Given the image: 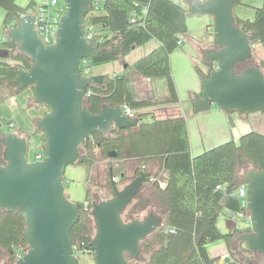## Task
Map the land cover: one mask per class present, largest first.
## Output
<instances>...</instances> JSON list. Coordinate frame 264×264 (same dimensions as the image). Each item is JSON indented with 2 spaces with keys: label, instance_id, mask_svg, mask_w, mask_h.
<instances>
[{
  "label": "water",
  "instance_id": "95a60500",
  "mask_svg": "<svg viewBox=\"0 0 264 264\" xmlns=\"http://www.w3.org/2000/svg\"><path fill=\"white\" fill-rule=\"evenodd\" d=\"M91 1L63 0L65 12L52 44H44L39 38L31 12L20 16L17 26L2 28V34L17 43V51L32 61L27 70H19L8 84L17 90L32 86L35 103L48 108L35 121L45 137L42 159L28 160L26 136L13 130L4 132L0 125L4 161L0 164V210L21 214L22 238L28 247L14 264H78L70 232L79 219L80 203L70 200L65 193L66 167L83 161L81 145L92 133L134 128L142 122V117L130 115L119 104L102 103L96 113L85 104V93L92 79L81 73L80 60L102 51L84 33ZM241 2L186 0L191 13L212 17V34L218 44L201 49L205 61L216 66L201 73L200 92L192 98L193 110L207 111L216 105L228 115L231 124L232 112L240 115L264 112V71L258 64L237 69L240 63L253 58V43L237 24L234 14V8ZM0 54L8 56V51L2 49ZM241 135L232 139L238 146ZM116 155L115 149L108 151V156ZM112 176L110 165L109 178L114 191L110 197L91 201L94 232L82 251L90 253L95 264H133L141 258L142 240L164 227L163 217L151 212L142 219L125 220L124 210L151 179L140 170L118 189ZM123 176L122 172L120 178ZM240 184L246 190L249 230L235 236L234 249L240 251L243 244L244 250L261 254L263 261L253 263L250 256L243 261L239 255L237 259L225 255L218 264H264V169H246Z\"/></svg>",
  "mask_w": 264,
  "mask_h": 264
},
{
  "label": "trees",
  "instance_id": "16d2710c",
  "mask_svg": "<svg viewBox=\"0 0 264 264\" xmlns=\"http://www.w3.org/2000/svg\"><path fill=\"white\" fill-rule=\"evenodd\" d=\"M33 6V1L21 6L16 0H0L4 11L3 26L6 29L17 26L20 16ZM186 12V8L174 0H103L101 9L91 12L90 22L108 31L102 33V51L89 58L91 65L122 59L133 47L153 38L158 41L156 47L126 64L122 73L91 75V92L86 96L85 104L92 113L98 112L102 103L125 105L131 110L159 103L158 100L134 98L128 82L135 77L164 78L168 95L162 102H178L170 54L178 47L179 36L187 31ZM236 22L252 43L258 42L264 47V0L255 8L252 20L236 18ZM0 49L7 50L9 58L0 59V87L3 84L11 86L9 81L17 77L19 70H27L32 61L18 52L17 43L10 39L0 40ZM250 61L240 63L237 69L252 65ZM262 65L264 62L259 66ZM148 115L151 120L142 121L136 128H114L106 134L94 132L81 145L82 164H93L94 148L99 147L106 153L115 149L116 158L138 159L147 176L165 171V186L147 183L152 186V191L144 198L138 194L131 212L126 215L127 220L134 219L133 213L146 209L154 200L153 208H158L155 214H166L168 221L166 228H160L142 240L141 258L133 264H218L220 257H211L207 247L219 240L226 243L230 256L237 259L238 253L234 249L236 231L224 234L216 222L224 208L234 212L246 211V208L235 190L228 194L222 187L229 184L236 189L240 172L245 167L264 169V132L248 131L240 136L239 146L231 139L192 156L186 120L179 110L170 117H156L146 111L136 113L142 118ZM2 121L10 123L13 120L2 118ZM2 149L0 144V164L4 163ZM123 149H127L129 155L124 154ZM153 163L158 169L152 174L148 166ZM140 168H137V174ZM125 179L126 176L120 178ZM108 182L111 183L110 179ZM88 194L87 189L86 198ZM79 203L80 216L70 237L77 249L82 250L93 235L94 225L90 212L92 204ZM23 229L24 220L19 212L0 210V257L4 251L5 260H12V249L28 248L22 238Z\"/></svg>",
  "mask_w": 264,
  "mask_h": 264
},
{
  "label": "rangeland",
  "instance_id": "374dc122",
  "mask_svg": "<svg viewBox=\"0 0 264 264\" xmlns=\"http://www.w3.org/2000/svg\"><path fill=\"white\" fill-rule=\"evenodd\" d=\"M28 1L25 2L24 5H26L28 3ZM36 1H37V4L35 6L43 3L45 0H36ZM245 1H247V0H243V2H245ZM16 2H17V0H16ZM35 6L33 8H30L29 12H33L35 10L34 9ZM1 10H3V9L0 7V11ZM200 16H201V18H202L201 20L203 22L209 23L208 30H206V31L204 30V34L207 37H211L212 17L209 15H200ZM2 28H3V24L2 25L0 24V33H3ZM95 29H97L99 32L104 33V34L108 33V31L106 29H101L100 26H98V25L95 26ZM212 36H213V34H212ZM149 44L150 43L145 44V45L143 44L139 47H136L134 50H132L127 56L128 60L134 61L135 59L144 55V53L149 52L150 49L145 51L148 48ZM215 44L216 43L214 42L213 45H215ZM177 49L182 50L183 49L182 45H180ZM1 50L2 49H0V52H1ZM185 55L188 58L190 57L189 52H187ZM199 57L202 60H205L204 55L201 54L200 52H199ZM0 59L6 60L9 58H7V56H1V54H0ZM201 59L197 60V64L199 66H201V68H202L203 67L202 65L204 64V62H202ZM119 60H120L122 65L125 62H128V64H130V62L125 58H122ZM116 61H111V62L102 63V64H98V65H91L90 71H89V76H91L93 74H104L106 72H110V69H112V66H117ZM252 62H253V64L257 63L254 58H252ZM208 64H213V66H210L206 70L205 73L209 72V70L211 68H214L216 66V63H214V62L208 63ZM214 64H215V66H214ZM187 65L188 64L186 61L184 63H182V62L176 63L175 59H172V62H171L172 70L176 74L179 75V79H180V77H181V80L183 78L185 79V80H182V83H185V84L188 81ZM260 67L264 71V66L262 65ZM193 70H194L196 77L199 80V92H200V75L202 72L199 70V68L197 66H194ZM165 82H166V80H165ZM14 92H15V95L18 98L17 100L21 106L18 109V111H16V113L13 114L11 109L8 107L7 102H4L3 103L4 105L0 106V114H1L0 125H1L3 131H8L9 130L8 123L5 121H2V118L5 119L6 121L9 119L14 120L15 125L11 130L16 131L21 136H26V138L28 140L27 159L28 160H34L35 154L37 152L43 153V146H44V142H45L44 134L42 133V131L39 132V130L36 128L35 121L39 117H41L46 111H48V108L42 104L35 103L31 87H29L25 90H22L21 92H17L16 87H14L13 85L7 86V85L3 84L0 87V100L2 101L8 95L14 94ZM194 95L195 94L190 95V96L194 97ZM193 97H191V98H193ZM187 98H188L187 95H183L181 93L180 98L178 99L177 103L179 105V108H180L182 115L184 117H187V120L189 122L188 124H189L190 131L192 134L193 151L196 150V146H198L201 139L205 138L206 136H208V137L209 136H211V137L215 136L214 141H216V143L211 146V147H213V146L218 145L220 143H223L225 141L231 140V138H230L231 134L233 137H236V135H238V134L241 135L245 132L252 131V130L258 131V132L264 131V112L260 111V112H256V113L248 114V115L247 114L240 115L236 112H232V113H230V116L232 119V124L229 120L228 115L226 113H224L221 109H219V107L216 105H212L210 107V109L207 111L195 112L193 110H190V114L186 116L182 110L183 109L182 105H184V102H185V104H188V107H190V105H192V99L187 100ZM163 99L164 98L158 99V102L162 101ZM174 110L173 111H171V110H158V117H168L171 114L176 115V113L178 112V109L175 111ZM133 116H136V113H134ZM144 121L149 122L150 119L145 118ZM20 128H23V130H24V128H26L28 130L25 129L26 131H23ZM134 128H136V127H134ZM224 134H226V136ZM228 136H230V137L228 138ZM211 147H209V148H211ZM209 148H207V149H209ZM202 151H204V150H202ZM122 152L126 155H129V152L127 149H123ZM94 156H95V160L93 162V165L90 168V177H89L90 180L88 181L87 187L84 184V181H85L84 180V178H85L84 172L81 171L82 174H79L78 172L72 173V171H71L72 169L76 168V166H78V167L80 166V164L78 162L76 164L67 166L66 170H65L66 172L64 174L66 179L71 178L70 182H67L66 184L64 183L65 190L67 191L68 186H70V183H72V185L74 186L73 187L74 194H75L74 196H77L78 197L77 199H79V200H76L74 202H78V201L86 202V203H84L85 206L91 204V201H90L91 198L95 201H98V200L103 199L107 196L110 197L109 196L110 193L108 191V187L110 185V183L108 182L109 181V176H108L109 169L108 168L111 164L113 165L114 173H116L118 176H120V173L118 172V168H117V166L119 165L118 163L120 161V158H116V156L115 157L108 156V153H106L105 149L99 148V147L94 148ZM123 162H124V164L129 165V168H130V170L128 171L129 179L133 178V176H132L133 170L136 167L141 166V164H140L141 162L138 159L132 158V157H127L126 159L123 160ZM148 168L150 169V171L153 174L154 172L157 171L158 165L156 163H153V164H150L148 166ZM248 168H250V167L248 166V167H245L244 169L241 170V172H240L241 176L244 173V171ZM74 171H78V170H74ZM241 176H240V178H241ZM155 177H157V179L159 178V180H162L164 178V175H163V173H160V174H156ZM127 179H128V177H127ZM121 181L122 180L113 181L114 184H116L118 189H121L124 185V184H122ZM148 184H149V182H148ZM148 184L145 183L143 185L141 192L139 193V194H141L140 195L141 198L147 197V195L152 191V186L148 185ZM239 185H241L240 180H239ZM239 185H237V187ZM87 189L89 190V194L87 195V198H86ZM135 202L136 201L134 199L124 210L123 218L125 220H127L126 215L131 212V208L133 207ZM152 203L155 204V201L152 200ZM153 204L150 205L149 207H147L146 209L136 211V213H133L132 216H135L134 218L142 219L145 216H147V214H149L151 212L155 213V211H156L155 209L157 207L153 208ZM91 209H90V212H91ZM246 215H248V214L246 213ZM93 232H94V229L92 231V234H93ZM76 249H77V247H76ZM76 254H77V258H78V264H95L93 257L90 253H87V252L83 253V251L78 248L76 251ZM6 256H7L6 253L3 251L1 253V257H0V263H2L3 261H6L5 260ZM262 261H263V258H261L260 263Z\"/></svg>",
  "mask_w": 264,
  "mask_h": 264
},
{
  "label": "crops",
  "instance_id": "0c3cea01",
  "mask_svg": "<svg viewBox=\"0 0 264 264\" xmlns=\"http://www.w3.org/2000/svg\"><path fill=\"white\" fill-rule=\"evenodd\" d=\"M28 0H17V2L22 6H25L24 3L27 2ZM30 1L34 2V6L37 4L36 0H29L28 3ZM177 3L181 4L184 8H186L187 12H186V23H187V31L183 34H181L180 40L181 43L178 45V47L180 45H182L183 49L182 50H178L177 48L170 54V69H171V75L175 84V88H176V92L178 95V99L180 98V94L182 93L183 95H187V100H191L193 96V94H198L199 93V80L196 77L195 73H194V66H197L199 68V70L202 73H205L206 70L210 67V64H208L205 60H202L199 57V52L202 54L201 49L202 48H212L214 47V38L212 36L211 33V37H207L204 34V30H208V26L209 23L203 22L201 19V16L198 14H194L191 13L188 10L187 4H186V0H174ZM27 3V4H28ZM26 4V5H27ZM262 4V0H247L245 2L239 3L238 5H236V7L234 8V14L236 16V18L242 19V20H252L254 17V13H255V8L259 7ZM33 6V7H34ZM3 16H4V11L1 10L0 11V24L2 25L3 22ZM2 39H6V36L3 35L2 33H0V40ZM149 44L148 48L145 50H151L154 47H156L158 45V41L156 39H150L149 41H147L145 44ZM144 44V45H145ZM136 47H133L132 50H134ZM131 50V51H132ZM130 51V52H131ZM144 51V52H145ZM189 52L190 57L188 58L185 54ZM184 53V54H183ZM129 54V53H128ZM128 54L124 57L125 59L128 60ZM145 54V53H144ZM189 56V55H188ZM253 58L256 60V64L260 65L261 62H264V47L256 42L253 43ZM172 59H175L176 63H184L185 61L187 62V78L188 81L187 83H182V80H185L184 78L181 80V77L179 79V75L176 74L172 68H171V62ZM201 59L202 62H204V64L202 65L203 67L201 68V66H199L197 64V60ZM136 60V59H135ZM134 60V61H135ZM130 64L133 61H130ZM117 66H112V69H110V72H106L104 74H117V73H122L121 71L124 70L125 65L128 64V62H125L123 65L121 64L120 60H117ZM211 66H213V64H211ZM178 68V67H177ZM128 88L129 90L133 93L134 98L136 100H158V99H162L165 98L168 95V90H167V84L165 82V79L163 78H157V79H150V78H145V77H135L133 79H131L128 82ZM181 89V90H180ZM16 92V91H15ZM14 94H10L8 95L6 98H4L2 101L0 100V106L4 105V102H7L8 107L11 109L12 113L15 114L16 111H18V109L20 108V104L18 102V98L17 96ZM190 105V104H189ZM183 107V112L184 114L187 116L190 114V110H193L192 105H190V107H188V104L182 105ZM179 110V105L178 103H164L162 101H160L159 103L151 106V107H146L143 109H135V110H131V113H138V112H150L152 113V115L158 117V110ZM174 110V111H175ZM170 111V112H171ZM194 111V110H193ZM181 112V111H180ZM1 116V114H0ZM170 116H174V114L169 115ZM145 118H148L151 120V115L145 116L144 118H142V121L145 120ZM186 120V127H187V132H188V138H189V145H190V152L192 156H195L198 154V152L200 153L202 150H205L209 147H211L213 144L216 143L215 140V136L211 137V136H206L205 138H202L200 143L198 144V146H196V150L193 151V147H192V134L190 131V127H189V122L187 120V117H185ZM14 121V120H13ZM15 123V122H14ZM21 130H23V128H20ZM24 128L23 131H26L28 129ZM30 132V131H29ZM264 132V131H263ZM226 136V134H224ZM239 135V134H238ZM230 136H228L229 138ZM227 138V139H228ZM231 139H233L234 137L231 134ZM218 142V141H217ZM124 159L120 158L119 161V165L117 166L118 168V172L121 174L122 172L124 173V176H126V179L121 181L122 184L127 183L130 179H129V174L128 171L130 170L129 165L124 164L123 162ZM79 163V162H78ZM76 164V163H75ZM80 166H76V168L72 169V173L73 172H78L79 174H82V172H84L85 178H84V184L87 187L88 185V181L90 180V168L93 164L91 165H86V164H82L79 163ZM112 165V164H111ZM109 169V168H108ZM74 170H78V171H74ZM133 170V169H132ZM82 171V172H81ZM66 172V171H65ZM112 172L113 175H115L116 173H114V169H113V165H112ZM163 173V175L165 174L164 170H161L158 174ZM128 177V179H127ZM110 179V178H109ZM70 179H66L65 175H64V183L66 184L67 182H70ZM127 180V181H126ZM73 185L72 183H70V186H68L66 195L67 197L72 200V201H76L79 200L77 199V196H74V189H73ZM222 188H224V190L230 194L232 193L234 190L236 192L237 188L234 189L233 185H229L226 184L224 185ZM80 202V201H78ZM83 202V201H82ZM246 211H241V212H234L232 210L229 209H222L220 215L217 218V227L219 229L220 232L224 233V234H230L234 231H236V235L238 233L241 232H245L248 231L247 228L249 227V220H248V215H246ZM248 214V213H247ZM163 217V224L164 227L166 228L168 226V221H167V215H162ZM235 235V236H236ZM240 250L241 248H244V245L241 244L239 246ZM207 251L208 254L211 257H215V256H219L220 258L225 256V255H230V252L228 250V246L226 245V243L223 240H219L216 241L214 243H211L210 245H208L207 247ZM248 256V254L244 253L243 257H241V259L243 261H245V256ZM242 264V263H241Z\"/></svg>",
  "mask_w": 264,
  "mask_h": 264
},
{
  "label": "built area",
  "instance_id": "2783aa9c",
  "mask_svg": "<svg viewBox=\"0 0 264 264\" xmlns=\"http://www.w3.org/2000/svg\"><path fill=\"white\" fill-rule=\"evenodd\" d=\"M103 4V0H92L90 4L89 12L87 13L85 17L84 22V33L85 37L88 41H91L94 39L99 46L101 47V44L104 42V37L101 32H99L97 29H95L94 24L90 22L89 16L91 12H98ZM35 10L31 13L35 16L34 26L37 31V34L39 38L44 42V44H52L56 40V33L58 29V24L60 21V18L62 14L65 12V4L63 0H45L43 3L38 4L34 8ZM23 15V14H22ZM21 15V16H22ZM178 43H181V40L178 41ZM90 61L89 58H82L80 60V70L83 75L89 76L90 71ZM91 77V76H90ZM90 88H87L85 95L90 94ZM123 107L129 112L130 115H133V113L130 112V109L123 105ZM15 123L14 121H11L8 123V127L11 130L14 127ZM43 153L37 152L35 154V159H42ZM165 176L162 180H159V178L150 177L151 181H155L158 186L164 187L165 186ZM112 181H119L120 176L117 174L113 175L111 177ZM217 188H220V185L217 186ZM236 194L242 198V204L245 206L244 198L246 194L245 186L239 185L236 190ZM27 249L24 247H18L13 249V261L18 259Z\"/></svg>",
  "mask_w": 264,
  "mask_h": 264
},
{
  "label": "flooded vegetation",
  "instance_id": "af4514ba",
  "mask_svg": "<svg viewBox=\"0 0 264 264\" xmlns=\"http://www.w3.org/2000/svg\"><path fill=\"white\" fill-rule=\"evenodd\" d=\"M216 43V42H215ZM218 45H217V43L214 45V47H217ZM251 62V64H253V62H252V60L250 61ZM210 66H211V64H210ZM214 66H215V64H214ZM212 69V68H211ZM210 69V70H211ZM209 70V71H210ZM14 87H16V86H14ZM29 87H31V89H32V86H28V87H26V88H24V89H22V90H25V89H27V88H29ZM17 89V88H16ZM22 90H17V92H21ZM1 117V116H0ZM114 129V128H113ZM10 130V129H9ZM14 131V130H13ZM5 132V131H4ZM39 132H41V131H39ZM43 133V132H42ZM81 152H82V150H81ZM83 154V153H82ZM139 167V166H138ZM138 167H136L134 170H133V177L134 176H136V175H138L137 174V172H136V170H137V168ZM141 168L139 169V171L140 170H143L144 171V166L142 165V166H140ZM139 171H138V173H139ZM108 176H109V171H108ZM148 177H151V176H148ZM152 177H154V179L155 178H157V177H155V175H152ZM149 183H156L155 181H150ZM115 186H116V184H115ZM117 187V186H116ZM108 191H109V193H110V195L109 196H111L112 194H113V187H112V185L110 184L109 185V187H108ZM108 197V196H107ZM107 197H105V198H107ZM93 199L91 198L90 199V201H92ZM86 203V202H85ZM234 242H235V240H234ZM13 250V249H12ZM239 250H240V248H239ZM76 251H77V249H76ZM237 253H238V255H239V257H243V254L244 253H246V254H248V256H250V259L252 260V262L253 263H260V261H261V254H259V253H249L248 251H246V250H244L243 248H241V250L240 251H237ZM245 256V255H244ZM262 258H263V256H262ZM8 261H10V262H12V264H14V261H13V259L12 260H8Z\"/></svg>",
  "mask_w": 264,
  "mask_h": 264
}]
</instances>
